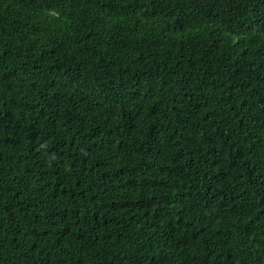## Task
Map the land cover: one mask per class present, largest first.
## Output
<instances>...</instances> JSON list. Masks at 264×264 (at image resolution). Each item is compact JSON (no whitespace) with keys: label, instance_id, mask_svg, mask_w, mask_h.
Instances as JSON below:
<instances>
[{"label":"trees","instance_id":"1","mask_svg":"<svg viewBox=\"0 0 264 264\" xmlns=\"http://www.w3.org/2000/svg\"><path fill=\"white\" fill-rule=\"evenodd\" d=\"M0 264H264V0H0Z\"/></svg>","mask_w":264,"mask_h":264}]
</instances>
